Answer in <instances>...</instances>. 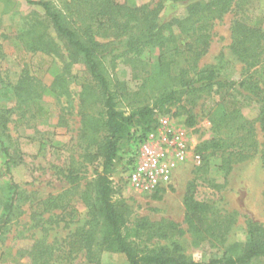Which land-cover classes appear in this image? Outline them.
<instances>
[{"label": "trees", "instance_id": "obj_1", "mask_svg": "<svg viewBox=\"0 0 264 264\" xmlns=\"http://www.w3.org/2000/svg\"><path fill=\"white\" fill-rule=\"evenodd\" d=\"M25 1L41 8L42 15L31 12L21 16L15 41L27 53H40L62 64L50 89L58 103L61 105L60 100L69 96V80L76 82L70 73L74 64L82 65L88 76L78 93L77 145L82 161L79 164L71 158L66 168L58 169L69 187L40 201L31 213L32 228H41L42 232L49 230L46 224L56 223L60 217L63 221L69 218L67 222L72 224L76 210L71 195L76 194L87 208V220L63 244L49 242L46 235L35 239L22 253L30 264H72L78 256L88 264H103V253L122 255L124 264H264L261 225L248 222L243 242H227L235 215L217 213L213 205L195 198L198 171L215 155L220 157L226 174L255 156L264 172V26L251 17L253 0H168L183 5L184 10L181 16L166 22L159 18L165 0H148L139 6L136 0H60L58 5ZM3 2L7 4L8 0ZM228 14H232L229 50L242 65L239 76L232 78L224 76L217 65L199 67L210 48L214 24ZM155 52L153 63L145 69L144 56ZM108 58L112 68L117 60L134 70L142 66L144 74L132 76L140 81L137 92L130 95L125 83L110 79L105 66ZM33 73L26 65L16 83L4 89L5 96L13 92L16 104L13 108L0 107L1 177L9 176L11 168L21 162V151L9 133L11 117L15 112L21 120L34 117L32 110L44 92ZM147 91L153 96L149 97ZM212 95L218 100L207 112L211 137L195 147L200 167L182 199L186 230L169 220L131 218L127 206L114 200L116 188L110 178L120 142L126 141L128 147L135 133L144 136L154 127L158 113L173 106L184 111V125L192 128L196 114L188 106ZM118 98L130 99L128 110L118 107ZM251 106L257 109L254 121L242 114ZM65 108L63 105L61 110ZM66 114L59 117L60 125H66ZM90 164H95L93 178L78 191L82 179L79 171ZM163 192L157 190L151 197L157 199ZM20 195L15 183L4 182L0 191V236L14 220ZM184 233L190 235L195 246L207 243L219 248L221 254L195 262L175 242L155 245Z\"/></svg>", "mask_w": 264, "mask_h": 264}, {"label": "rangeland", "instance_id": "obj_2", "mask_svg": "<svg viewBox=\"0 0 264 264\" xmlns=\"http://www.w3.org/2000/svg\"><path fill=\"white\" fill-rule=\"evenodd\" d=\"M3 1L0 0V107H15L16 100L13 92H8L5 96L4 89L16 83L21 70L26 65L32 69L33 74L44 86L42 98L32 110L35 113L34 117L28 116L27 120H21L17 112L11 117L9 133L21 151V162L11 168L9 176H0V191L4 187V182L11 180L21 192L14 220L6 232L0 236V264H30L29 259L22 253L32 246L35 239L46 235L49 242L57 241L58 244H63L67 236L77 227L84 225L87 220V208L78 200L76 194L71 195V201L76 210L75 222L72 224L67 222L69 218L64 217L63 221L60 217L56 223L54 221L46 224L45 228L49 230L42 232L41 228H32L31 213L35 212V206L40 201L49 195H58L69 187L58 169L66 168L71 158L79 164L82 161L79 158L81 151L77 145V134L80 127L78 93L80 85L88 80V76L82 65L74 64L71 67L70 73L71 76L76 77V82L69 80V96L60 100L66 107V110L62 111L63 105L58 103L50 91L54 77L62 64L40 53H27L15 41L21 28L20 17L29 15L31 12L42 15L41 8L29 5L25 0H8L7 4ZM35 1H52L58 5L60 0ZM146 2L148 0L135 1L138 6ZM5 5H7L6 8ZM183 10V5L165 0L164 9L159 18L162 22H166L181 16ZM250 10L251 17L264 26V0H253ZM231 20L232 14H228L214 24L210 48L200 60L199 67L217 65L224 76L232 78L239 76L242 65L233 58L229 50ZM156 55L155 52L144 56L145 69L153 63ZM109 59L105 61V66L110 79L115 83H125L130 95L137 92L140 81L134 80L132 76L133 74L143 75L142 66L134 70L117 60L116 66L112 68ZM147 94L149 97L153 96L150 91H147ZM134 99L138 100L137 97ZM217 100V95L203 96L193 105L188 106V108H193L192 112L196 114V123L192 128L184 125L186 115L183 110L179 109V106L169 107L167 111L159 112L158 115L168 116L177 125L189 129L192 139L199 144L211 137L207 112ZM117 101L120 109L128 110L126 104L130 101L129 98L128 100L118 98ZM64 112L67 113L65 126L59 124V117ZM242 114L248 120L254 121L257 117V109L251 106L243 109ZM135 129L138 130V128ZM118 149L117 160L110 170V178L116 188L114 200L127 206L131 218L146 217L151 221L169 220L186 230L182 223L184 214L182 199L186 186L194 178V171L200 167V163L196 165L191 163L180 169L173 177L171 185L155 199L151 196L138 195L130 190L125 182L123 164L124 150L127 149L126 141H121ZM3 161L4 158L0 155V166ZM94 166L95 164L86 165V168L79 171L78 175L82 179L78 191L83 189L85 183L92 180ZM195 186L197 200L213 205L217 213L235 215L236 222L227 237V242H243L248 222L257 223L264 228V172L258 157L255 156L236 164L226 174L221 169L220 157L215 155L209 159L205 168L198 171ZM47 216L46 214L43 218L46 219ZM170 242L179 244L186 256L195 262H206L221 254L219 248L211 247L207 243L195 246L188 233L175 236L168 241H157L155 245H169ZM100 258L103 264H124V257L119 254L103 253ZM72 264L88 263L82 256H78ZM252 264L260 263L253 262Z\"/></svg>", "mask_w": 264, "mask_h": 264}, {"label": "built area", "instance_id": "obj_3", "mask_svg": "<svg viewBox=\"0 0 264 264\" xmlns=\"http://www.w3.org/2000/svg\"><path fill=\"white\" fill-rule=\"evenodd\" d=\"M196 145L189 129L158 115L151 130L142 137L135 133L129 141L123 156L126 184L138 195L165 191L180 169L200 163Z\"/></svg>", "mask_w": 264, "mask_h": 264}]
</instances>
